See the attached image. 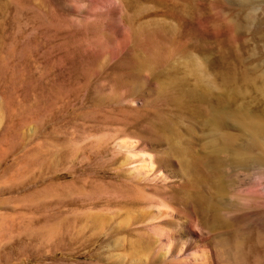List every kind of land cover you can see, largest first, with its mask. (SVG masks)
<instances>
[{
  "label": "rangeland",
  "instance_id": "374dc122",
  "mask_svg": "<svg viewBox=\"0 0 264 264\" xmlns=\"http://www.w3.org/2000/svg\"><path fill=\"white\" fill-rule=\"evenodd\" d=\"M154 226L264 264V0H0V264L195 261Z\"/></svg>",
  "mask_w": 264,
  "mask_h": 264
},
{
  "label": "bare ground",
  "instance_id": "6f19581e",
  "mask_svg": "<svg viewBox=\"0 0 264 264\" xmlns=\"http://www.w3.org/2000/svg\"><path fill=\"white\" fill-rule=\"evenodd\" d=\"M248 1V0H247ZM217 119V118H216ZM219 119V118H218ZM221 120V119H220ZM215 121H217V120H215ZM249 121H251V120H249ZM220 122V121H219ZM218 122V123H219ZM248 123H250V122H248ZM255 123L253 122V124L251 125V124H247L248 125V127L251 125L252 127L253 126H255L254 125ZM250 126V127H251ZM247 127V126H246ZM251 127V128H252ZM250 128V129H251ZM255 128V127H254ZM253 129V128H252ZM251 129V130H252ZM253 131V130H252ZM255 131L256 130H254V133H255ZM257 132V131H256ZM252 135H253V137H254V135L255 134H253V132H252ZM252 137V138H253ZM255 138V137H254ZM253 140V139H252ZM251 141V140H250ZM251 142H253V141H251ZM255 143V142H254ZM253 144V143H252ZM225 146V145H224ZM223 146V147H224ZM247 146V145H246ZM252 146V145H251ZM250 146V147H251ZM248 147V146H247ZM219 148V147H218ZM217 147H216V149H218ZM225 148V147H224ZM224 148H222V150L224 149ZM218 151V150H217ZM219 151H221V150H219ZM244 151V153L246 152L245 150H243ZM248 151V150H247ZM242 155H244V154H242ZM246 155V154H245ZM236 156V155H235ZM247 156V155H246ZM251 157V156H250ZM247 157H241V155L240 156H238L237 155V158H235V163H236V165H238L237 163H239V165H242L243 166V164H245V166L248 164L249 165V163L247 162V161H249V160H247L246 159ZM250 159V158H249ZM140 161V160H139ZM250 161H251V159H250ZM162 163H163V160L161 161ZM253 162H255V161H253ZM252 162V163H253ZM140 163H141V165H142V173H143V175L145 174L146 175V171H144V170H147V171H149L148 173H150V177L151 176H153L154 177V179L156 180H158V181H160V182H166V181H168V180H171L174 176L172 175V173L171 172H161L162 170H160L161 169V165H160V163L158 164V163H156V160H155V158H152V156L151 157H149L148 159H142L141 161H140ZM258 163V162H257ZM165 163H163V165H164ZM256 164V163H255ZM140 165V166H141ZM244 167V166H243ZM146 168V169H145ZM139 174H140V172H139ZM144 175V176H145ZM142 176V175H141ZM177 200L178 199H180L181 201L183 200L181 197H178V198H176ZM161 211V210H160ZM166 211V210H165ZM170 212V211H169ZM169 212H159V215H161L162 217H168V216H170V215H172V214H169ZM159 215H158V217H159ZM162 219V218H161ZM165 221V220H164ZM168 221V220H167ZM173 221V220H172ZM171 221V222H172ZM168 224V223H167ZM178 226V225H177ZM161 226H154V227H152V229H150L151 231H152V236H153V243L154 244H156L155 246H158L159 247V249L160 250H164L165 252H166V254H170L172 257H185L186 256V254L187 253H192V254H194L193 255V257L194 258H192V260L194 261L193 263L195 264V263H197V264H213L214 262H213V258L214 257H212V253L213 252H211V250L208 248V246H207V244H203V245H198L197 246V244L195 245V241L193 240V238H196V236H195V234L192 232V230H190V229H188V230H186L185 232H183V233H181V234H179V235H177V233L173 236V235H171V234H169L170 233V231H167V229H163V228H160ZM182 228V227H181ZM178 229V228H177ZM183 231V230H182ZM172 233H174V232H172ZM197 241H198V239H197ZM150 244V243H149ZM205 245V246H204ZM153 247V246H152ZM135 250H137L138 251V249H135ZM142 251V250H141ZM193 251L195 252V253H193ZM214 254V253H213ZM186 258V257H185ZM189 258V257H188ZM187 259V258H186ZM180 260V259H179ZM183 261V260H182ZM188 261V260H187ZM186 261V262H187ZM185 262V259H184V261H183V263ZM181 263V262H180ZM192 263V264H193ZM184 264H186V263H184ZM188 264H191V263H188Z\"/></svg>",
  "mask_w": 264,
  "mask_h": 264
}]
</instances>
